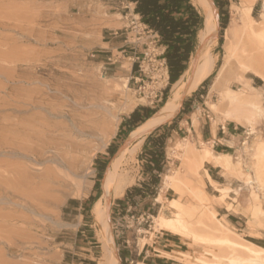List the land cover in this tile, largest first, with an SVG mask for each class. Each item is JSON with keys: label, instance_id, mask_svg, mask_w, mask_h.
Here are the masks:
<instances>
[{"label": "rangeland", "instance_id": "374dc122", "mask_svg": "<svg viewBox=\"0 0 264 264\" xmlns=\"http://www.w3.org/2000/svg\"><path fill=\"white\" fill-rule=\"evenodd\" d=\"M213 2L220 13V35L217 44L213 47V53L218 55V62L213 76L201 88L200 94L204 95V98L196 97V101L204 104L203 108L198 103L196 104L199 112L206 115L211 114L212 118L215 119L214 125L216 126L218 119L222 118L230 108L226 102L221 101V94L214 92L210 101L219 103V107L217 113L213 112L208 104V95L210 86L219 68L224 63L227 47L226 30L235 18V8L241 7V0H213ZM222 3H227L224 9H220L218 6ZM134 9L135 7L133 8L129 0H0V133H16L15 124L18 121L23 122L24 118L28 119L32 114L31 112L16 114L14 111L15 94L12 93L11 89L13 87L21 86L26 90H34L35 87L43 88L47 84H62L68 86L72 91L75 90V94L83 96L89 105V107H84L85 110L93 111L101 116L105 114L104 106H108L110 103L118 105V101L114 96L115 93L111 89L116 86L121 87L124 79L129 81V90L126 91L129 100L125 98L120 102L117 106L116 118L112 119L115 133L108 139L107 144L103 145L101 150L93 152L95 155L92 157L89 171L82 180L83 184L88 186L83 185L84 187L80 191L74 190L75 188L69 185L73 180V176L66 167H63L56 170L58 173L63 170L59 173L60 177L64 173L67 175L66 172H68L67 176L62 175L63 177H61L62 181L68 180L63 182L69 187L65 189L64 193L61 191L63 194L54 189L55 185L50 184L49 178H45V181H47L45 185L51 186L45 189V192L48 191L47 193L52 196L59 197L60 201L56 203L57 205L51 199H47L43 202V206L46 207L45 211L34 210L35 204L39 201L36 192H31L32 194L26 198L20 197L18 199L17 197L15 199V201L18 199L16 205L6 204L5 202L0 203V216L2 217H0V264H60L63 251L70 250L69 245L75 242L76 235L79 233L78 230L84 225H87V228L90 229L93 237L91 241L97 247L95 256L98 263L103 262V247L96 235L97 229L92 214L95 203H91L89 207H84L82 210L78 209L77 204H85L91 197L96 201L102 197L104 192L103 180L108 166L103 173L100 167L105 162L111 163L118 149L122 145L128 144L134 131L129 135H123L121 138L117 136L123 121L132 114V112L127 113L125 110L129 103L134 101L135 109L145 106L157 110V114L173 94V85H170V78L167 79L166 77L167 65L163 62L164 49L155 34L141 23L140 17H135ZM261 11L262 2L259 1L253 9V16L256 20H261ZM197 12L203 22L201 31L204 27V19L198 10ZM224 25L227 26L226 29H223ZM199 32L196 38L195 52L192 54L191 59L195 57L197 49L201 46ZM104 42H109V44H104ZM262 52H253V55L257 53L253 58L259 57L256 60H260V62L263 59L262 63L264 64V51ZM191 59L188 69L192 66ZM135 66H137V77L140 80L130 79L134 74ZM62 73L64 75L75 73L81 79L78 82L72 81L69 76H62ZM247 78H253V86L260 88L264 93V81L252 73H243L235 62L229 67L227 82L221 90L222 93L227 88L235 90L244 88ZM95 82L102 84L104 82V86L110 87L108 89L110 92L108 91L109 93L105 95L102 87ZM194 95L195 93L184 97V100L181 101V108L173 118L181 120L180 118L184 115L179 116V114L184 105L185 109L183 111L193 110V103L189 101L195 99ZM24 98L27 97L24 96ZM63 100L74 103L71 98ZM105 101L108 105L103 104ZM81 110L83 109L80 108L79 111ZM116 125L118 126L117 129ZM242 127V136L237 142V152L233 155L235 158L239 157L243 149L242 143L247 141L248 138L247 127L244 125ZM151 133H155V131ZM259 134L264 138V121L259 129ZM83 139H80L79 142ZM98 139H95V147H99L102 143L101 138L98 137ZM145 143L135 164L139 180L137 179L136 184L127 190L137 188V185L145 176L143 175L146 165V162L143 161L146 158ZM39 167H41V170H36ZM42 167L45 168L44 165H37L35 166L36 169L32 167L34 171L31 169V173L43 172ZM204 174L205 172L202 169L201 177L197 180L193 179V182H189L187 185L192 186L193 184L195 187H202L212 197V207L218 212V216L220 219L222 218L221 220L228 221L231 228L241 235L242 239L264 247V215L253 216L251 210L255 205L254 195L256 194L260 207L264 211L263 193H258L256 189H253V186L248 184L243 176H230L223 169L224 179H222L221 185L229 187L230 192L225 201H220L215 196L219 197L221 193L217 192L207 182ZM187 192L180 193L181 200L186 203L192 202L201 210L197 202L191 197L192 195ZM149 193L147 192V194ZM34 194L37 196L35 197ZM149 195L150 200L152 199V203H154L153 195ZM124 197L110 198L111 232L117 257L120 255L121 233L125 227L138 225L139 223L140 226L146 228L153 225V217L149 219L140 217L144 213L146 205L141 198L135 197L134 202H132L131 200L127 201ZM176 197L175 194L173 198ZM120 199L129 203L123 213L125 216L129 215L130 217L124 220L120 219L121 216L117 212V209L123 210V208H118ZM28 203L29 205L31 203V205H27ZM228 204L229 208H227ZM29 208L32 211L34 210L37 215ZM25 213L27 216L22 215ZM4 216L6 219H4ZM11 216H13L11 220H8ZM16 216L18 218L20 216V220L21 217L22 220H25L17 221ZM24 216L28 219L26 220ZM200 221V217L196 216L192 223L199 232H202L203 225L200 224ZM193 248L195 249V255L203 251L202 245L197 244ZM218 251H221V254L230 252L226 247Z\"/></svg>", "mask_w": 264, "mask_h": 264}, {"label": "bare ground", "instance_id": "6f19581e", "mask_svg": "<svg viewBox=\"0 0 264 264\" xmlns=\"http://www.w3.org/2000/svg\"><path fill=\"white\" fill-rule=\"evenodd\" d=\"M191 1L204 19V27L198 35L201 45L200 55L197 59L195 57L191 59V68L187 69L173 85L171 98L166 101L153 118L133 131L128 144L111 161L103 180V195L92 208L97 229L96 235L103 247V262L101 264L120 263V259L115 254L111 223L108 218V204L111 197L117 199L124 197L127 189L136 184L138 174L135 170V164L144 145L146 135L171 121L180 109L182 99L196 93L213 76L216 69L218 55L213 53V47L217 44L218 39V27L214 17L217 11L216 6L211 0ZM259 1L262 2L260 21L253 16L254 5ZM235 9V18L226 30L227 47L224 63L219 68L210 86L208 104L210 109L217 113L219 103L210 100L214 92L220 93L221 101L226 102L230 109L224 113L222 118L218 119L216 124L233 120L246 126L248 129L247 141L242 143L243 149L238 158L233 155H216L212 150L213 148L211 149L209 145L204 143H202L201 149H197L188 140L178 143L175 148L171 149L170 156L174 160H181V167L186 165L187 170L199 177H201L200 173L204 163L210 162L224 169L230 176H243L245 181L253 186V189H256L258 193L262 192L264 195V138L259 134V129L264 121V93L260 88L252 87L248 80H246L247 82L244 83L242 89L227 88L224 93L221 91L227 82L229 67L234 62L243 73H252L264 81L263 59L260 62V60H256L259 57L253 58L257 54L253 55V52L258 51L261 53L264 51V0H241V7ZM135 17L139 18L137 15ZM194 65L196 70L192 74ZM62 76H69L72 81L76 82L81 79L75 73L69 75L62 73ZM166 77L167 79L169 77L167 71ZM128 82V79H124L121 87L116 86L111 89L115 93L114 96L118 101V105L125 98L129 100L126 94V91L129 90ZM95 83L102 87L105 95L110 92L108 90L110 87L104 86V82L103 84ZM11 89L12 93L15 94L14 111L16 114L30 112L32 114L28 119L24 118L23 122L18 121L15 124L16 133H0V203L5 202L6 204L16 205L20 197L26 198L32 194L31 192H36L39 201L35 204L34 210L45 211L46 207L43 206V202L47 199H51L54 204L60 201L58 196H52L47 193L48 191L45 192V189L51 187L45 185L47 182L45 178L50 179V184L55 185L54 189L56 191L64 193L65 189L69 188L63 182L66 179L61 180L65 173L60 177L59 173L63 170L58 173L57 169L67 168L73 176V180L70 179L71 184L69 183V185L75 188L74 190L80 191L84 186H88L84 185L82 180L89 171L92 157L95 155L93 152L101 150L103 145L105 146L108 139L115 133L112 119L116 118L118 105L116 106L114 103L108 105L105 101L103 104L108 106H104L105 114L100 116L93 111L85 110L84 107H89V105L83 96L75 94V90L72 91L68 86L62 84H47L43 88L35 87L34 90H26L21 86ZM24 96L27 98H24ZM65 98H71L74 103L64 101ZM80 108L83 110L79 111ZM125 110L127 113L133 112L135 102H130ZM199 113L197 111L193 115L195 124H197ZM117 127L116 125V129ZM98 137L101 138L102 143L99 147H95V139H98ZM80 139L83 140L79 142ZM37 165H44L45 168L42 167L44 171L38 174L37 172L35 174L31 173L32 167L36 169L35 166ZM40 168L36 170H41ZM32 171L34 170L32 169ZM180 172V169L173 168L165 176L163 192L157 198V202L162 204V209L159 215L153 217V226L155 230L167 231L189 240L192 247L197 244L202 245L203 251L192 256L183 255L181 259L187 264H264V247L242 239L241 235L231 228L228 221L220 219L218 212L212 207V197L202 187H195L193 184L192 186L187 185L189 182L182 178L183 175ZM66 173L68 175V172ZM206 175L209 177L208 179L211 181L213 188L221 193L219 197L215 196V198L225 201L230 188L214 181L208 174ZM167 189H173L177 197L169 201L165 199L163 193ZM185 191L192 195L191 197L197 202L201 210L192 202L186 203L181 200L180 193L184 194ZM17 197L18 199L15 201ZM254 201L255 205L251 209L252 215H264L256 194L254 195ZM5 206L4 208H6ZM227 208H229V204ZM29 209L31 210V208ZM22 215L27 216L26 213ZM196 216L200 217V224L203 225L202 232H199L193 226L192 220ZM6 217L8 218V215ZM12 217H9L8 220H11ZM16 217L18 218V216ZM15 218L14 220H16ZM19 218L17 221L22 220V217L21 220ZM27 219L28 217H26ZM225 247L230 252L221 254V251L218 250Z\"/></svg>", "mask_w": 264, "mask_h": 264}, {"label": "crops", "instance_id": "0c3cea01", "mask_svg": "<svg viewBox=\"0 0 264 264\" xmlns=\"http://www.w3.org/2000/svg\"><path fill=\"white\" fill-rule=\"evenodd\" d=\"M155 37L158 38L159 42L158 35L155 34ZM104 44H109V42H104ZM163 49L165 53L166 48L163 47ZM163 62L167 65L164 57ZM136 69L137 66H135L133 76L130 77L131 80H140L137 77L138 70ZM166 69L169 75L168 67ZM247 80L250 82V85L254 87V79L247 78ZM199 97L200 99H203L204 95H200ZM196 99L197 98H195L192 102L193 110L187 109L184 112H182V110L180 111L181 116L184 115L180 118L181 120L176 119L168 122L167 124L165 123L164 125L155 129V133H149L145 137L146 158L143 161L146 162V165L151 168L155 167V160L152 159V156L157 154L156 143L160 137L164 139V145L162 171L158 175H154L159 178V183L154 186L155 192L152 194L155 202L152 203V199L150 200V195L147 193L145 194L146 199L143 200V202L146 205L144 213L140 216L142 219L145 217L149 219L150 217L159 215L162 209V204L157 202V198L160 193L163 192L162 188L165 183V176L168 175L173 168L180 169L183 179L187 182H193V179L197 180L200 178L190 170H187L186 165L181 167V160H174L170 156L172 152L171 149L175 148L178 143L188 140L190 143H193L197 149H201L202 143H204L209 145L211 149L213 148L212 150L216 155H235L237 152V142L242 136V125L236 123L233 120H227L224 123H218L215 126V119L212 118L211 114L208 113L206 115L201 112L198 114V121L197 124H195L193 115L199 111V109H197L196 103L201 105V108L204 106V104L196 101ZM130 116L131 115H129L123 121L119 132L117 133L118 137L121 138L123 135H129L133 131L131 130L130 126L127 125V120L130 118ZM182 168H185L186 171ZM202 169L205 172L204 177L210 185L211 181L208 179L209 177L206 174H208L214 181L221 184L222 179H224L223 169L221 167L210 162H206L204 163ZM156 173L157 171L154 169L153 174ZM143 175L145 176L142 181H140V184L137 185V193L134 197L140 198L138 192L141 191L143 185L145 186L151 182L152 172L145 171ZM175 194L176 193L173 191V189H167L163 193V197L169 201L174 199L173 197ZM124 196L127 201H130L128 198H126V193ZM121 200L123 199H120V201ZM127 201H122V203L118 205V208H123L122 211L121 209H117V212L121 216V220L130 217L129 215L125 216L123 213L125 212L124 210L126 206L129 204ZM77 205L78 209L82 210L84 207H89L91 205V201L89 199L85 204L78 203ZM228 216L229 215L227 214V217ZM78 232L79 233L76 235L75 242L69 245L70 250L63 251L60 264H99L97 257L95 256V249L97 247H95V243L91 241L93 237L91 235L90 229L87 228V225H84L78 230ZM121 235V244L119 245L120 264H187L181 259V256H192L194 255L195 251L189 240L177 235H173L167 231L155 230L153 225L149 226L148 228L140 226V223L138 225H128L122 231Z\"/></svg>", "mask_w": 264, "mask_h": 264}, {"label": "trees", "instance_id": "16d2710c", "mask_svg": "<svg viewBox=\"0 0 264 264\" xmlns=\"http://www.w3.org/2000/svg\"><path fill=\"white\" fill-rule=\"evenodd\" d=\"M129 1L134 4V13L140 17L141 23L145 25L149 31L158 35L160 45L166 48L164 59L169 69L170 85H174L188 69L191 56L195 52L197 34L203 24L202 18L193 6L191 0ZM218 6L220 9H224L227 3H222ZM226 28L227 26L224 25L223 29ZM210 78L202 87L208 83ZM201 88L195 93V98L201 95ZM166 95L165 101L167 99ZM189 102L192 103L193 101L191 100ZM184 109L185 105L183 106L182 112H184ZM156 112L157 110L140 106L131 114L130 118L127 120V125L130 126L131 130H134L155 115ZM173 120H176V118H173L171 121ZM156 145L157 154L152 156V159L155 160V167L151 168L145 165V171L152 172V179L149 184L143 185L141 191L138 192L141 200L146 199L145 194L147 192H150L149 194L151 195L154 194V186L159 183V178L154 175H158L162 171L164 139L160 137ZM108 164L109 162H105L103 166L100 167L102 173L106 171ZM154 169L157 171L156 174H153ZM136 193L137 188H131L127 190L126 198L134 202ZM90 201L94 204L95 199L91 197ZM119 202L122 203V200Z\"/></svg>", "mask_w": 264, "mask_h": 264}, {"label": "water", "instance_id": "95a60500", "mask_svg": "<svg viewBox=\"0 0 264 264\" xmlns=\"http://www.w3.org/2000/svg\"><path fill=\"white\" fill-rule=\"evenodd\" d=\"M211 1L213 2V0H211ZM213 3H214V2H213ZM214 17H215V20H216V23H217V27H218L217 37H219L221 27H220V13H219L218 10L215 12ZM200 52H201V48L199 47V48L197 49V51H196L195 59H197V58L199 57ZM195 70H196V66L194 65V66H193V72H192V74L195 73ZM182 100H184V98H183ZM180 108H181V107H180ZM125 145H126V144L122 145V146L118 149V151L115 153V157L121 153V151L124 149ZM109 166H110V163L108 164V168H109ZM110 212H111V202L109 201V204H108V218H109V222L111 223V213H110ZM118 258H119V256H118Z\"/></svg>", "mask_w": 264, "mask_h": 264}]
</instances>
